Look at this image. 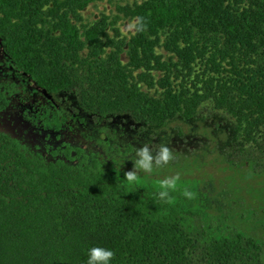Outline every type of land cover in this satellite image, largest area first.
Masks as SVG:
<instances>
[{
    "label": "trees",
    "instance_id": "trees-1",
    "mask_svg": "<svg viewBox=\"0 0 264 264\" xmlns=\"http://www.w3.org/2000/svg\"><path fill=\"white\" fill-rule=\"evenodd\" d=\"M100 1L0 0V85L22 86L56 115L43 150L0 131V264H86L92 246L112 249V264H264L255 212L176 193L167 205L154 189L116 181L120 147L88 135L54 98L75 92L89 113L154 128L210 103L233 121L227 165L263 175L264 0L120 6L147 22L130 37L120 15L84 22Z\"/></svg>",
    "mask_w": 264,
    "mask_h": 264
},
{
    "label": "rangeland",
    "instance_id": "rangeland-1",
    "mask_svg": "<svg viewBox=\"0 0 264 264\" xmlns=\"http://www.w3.org/2000/svg\"><path fill=\"white\" fill-rule=\"evenodd\" d=\"M142 1L102 0L89 5L82 16L85 23H93L103 15L111 18L120 15L122 19L117 26L122 35L130 37L135 32V28L130 26L136 20L124 18L119 14L118 7L132 6ZM109 33L113 35L112 31ZM123 60L127 61L126 56H123ZM54 98L69 114L83 120L88 135H98L101 140L112 141L120 147L122 154L119 162L125 171L112 172L116 181L127 184L124 174L133 167L136 148L144 143L153 148L161 142L169 143L176 150L175 161L158 174L145 176L141 173V182L137 186L157 190L159 179L180 172L182 183L198 193L197 198L190 201L196 202L200 196L208 200L210 196L218 212H255L256 217L249 222L250 229L264 237V174L257 175L227 165L225 153L229 149L233 121L224 113L216 111L212 104H204L193 120L177 119L164 127L154 128L136 123L128 114L98 116L89 113L81 108L75 92L58 93ZM41 118L47 128L45 131L40 124ZM55 119L52 108L40 97L35 99L26 95L22 86L0 85V131L17 137L30 150H43L50 144L52 127L49 124Z\"/></svg>",
    "mask_w": 264,
    "mask_h": 264
},
{
    "label": "clouds",
    "instance_id": "clouds-1",
    "mask_svg": "<svg viewBox=\"0 0 264 264\" xmlns=\"http://www.w3.org/2000/svg\"><path fill=\"white\" fill-rule=\"evenodd\" d=\"M130 27H134L136 32H144L147 29V22L144 17L137 18ZM176 159V150L169 143L161 142L155 148L148 143L135 149L133 167L125 172L124 180L129 186H135L141 182V173L145 176L158 174L162 169L171 165ZM174 193H179L187 200H195L198 193L189 186L182 183V174L176 172L166 175L157 182L156 197L167 205L176 202ZM115 252L110 248L102 246H92L87 251L86 264H112Z\"/></svg>",
    "mask_w": 264,
    "mask_h": 264
}]
</instances>
